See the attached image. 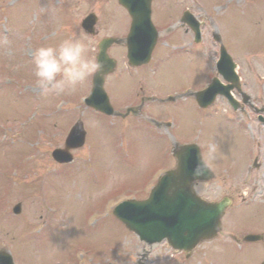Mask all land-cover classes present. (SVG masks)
I'll list each match as a JSON object with an SVG mask.
<instances>
[{
    "label": "rangeland",
    "instance_id": "obj_1",
    "mask_svg": "<svg viewBox=\"0 0 264 264\" xmlns=\"http://www.w3.org/2000/svg\"><path fill=\"white\" fill-rule=\"evenodd\" d=\"M254 1L242 0L239 5L234 3L225 15L226 12L218 13L217 10L223 11L221 7L226 0H201V3L207 4V16L201 20H205L209 35L216 29L223 34L222 37L226 39L224 40L225 46L231 54L236 56L234 58L239 63L246 93L253 99L256 98V102L262 105L264 104V0L256 4ZM55 2L65 4L62 7V13L64 18H71L69 21L58 18L60 12ZM115 2L116 0H0V249L9 251L16 264H137L138 261L144 264H189L181 256L171 257L173 254L170 251L167 252L162 246L148 248L117 221L111 220L112 218L105 217L98 225L94 223L96 220L91 219L87 222L84 219L85 210L91 206L90 203L88 205L89 195H93L94 189L98 191V195L97 199L92 200L93 204L98 203V198L107 197V201H114L116 204L128 196L141 198L147 194L144 190H130L120 191L113 195L112 191L116 192L117 188L125 186V183L130 188H135L145 181L155 168L163 164V147L148 133L132 130L122 135L120 124L116 123L114 126L111 123L110 126H114L112 131L106 122L97 123L98 130L93 133L92 124L87 125L89 133L86 144L84 148L73 153L76 163L66 169L77 170L86 162L87 170L76 173L74 177L68 175V179L64 171L57 173V176H52L55 172L53 170L57 167L52 160L47 159L50 151L63 147L66 138L63 134L57 136L54 140L55 144L49 141L52 133L66 131L64 127L62 128L65 123L53 127L54 119L49 112L50 106L56 105L59 102L57 100L63 98L56 95H43L38 88L33 59H30L28 55L29 50L32 53L35 50V47L32 49V46L26 42L29 36L28 29H33L35 26L39 28L45 23L46 29L56 28L47 29L46 33H57V30L69 27L72 34L77 36L81 20L89 12L87 10H97L103 14L100 18L101 30L104 35H110L116 33L115 31L118 30L116 26L121 27L127 23L126 15L115 7ZM42 4L48 7L43 5L40 11L39 7ZM60 4L58 7L62 6ZM68 4L70 10H68ZM252 5L253 12H251ZM236 7L246 15L236 11ZM228 14L229 18L226 19ZM156 18L159 21L157 16ZM124 21L125 23H122ZM174 22L176 23L177 20L170 21L167 18L165 22L159 23L157 28L161 33ZM78 38L86 44L90 42V39H83L81 33ZM163 44H166V39L161 37L160 51L162 52L156 56L149 69L157 85L162 80V75L166 77L167 91L159 94L160 97L174 94L176 92L172 91L174 89H181L182 82L190 80L188 74L191 75L193 72L196 77L199 73L201 86L211 77L212 56L214 55L212 49L215 47H212L213 43L210 38L204 40L201 46L203 59L196 61L197 66L188 65V62L181 56H173L172 50L165 48ZM163 51H166V57L168 55L170 57L166 58ZM207 53L211 54L210 57ZM156 73L157 77H155ZM86 81L78 85L75 90H69L71 92L65 94L66 97L78 94L71 99L73 104H77L83 95L81 91L84 87L87 89ZM111 97L113 101H117L113 94ZM187 105L188 103H185L180 106ZM166 112L165 120H172V113ZM211 117L204 118L200 114L197 118V127L201 135L198 144L202 148L204 159L214 168L210 166L211 169L216 171L217 178L212 184V190L204 189L200 194L209 197L210 200L219 201L228 196L227 190L231 186H235L236 193L243 191L251 196L253 191L257 192L258 194H254V196L257 195V199L253 206L260 207L262 200L258 198L262 190V178L257 183V178L254 177L246 190L243 186L240 187V176L246 160L243 159L241 168L236 170L235 165L239 164L237 162L239 156L235 157V149L228 153L231 143L230 140L225 139L228 132L211 123L210 119L214 118ZM215 117H221V114ZM85 118H87L86 122H90L89 115L86 114ZM23 120L26 121L24 128L23 125L19 127ZM70 120L71 118H66L55 121L67 122L68 126L70 124L73 126L75 120L72 122ZM37 123V127L40 128L39 133L33 129ZM102 126H105L110 137ZM128 126L129 124L125 126V130ZM175 131H170V133L175 135ZM23 132H27L28 135L32 134L29 138L25 134L21 135ZM122 136L124 146L116 142V138L121 139ZM24 143L27 145L25 146ZM210 143L216 146V152L215 158L209 161L207 146ZM22 146L25 148L20 150ZM32 146L41 149V153L36 155L35 161L25 168L22 163L26 162V159L33 153ZM27 147H29L28 153L22 155L21 153L25 152ZM126 155L129 159L131 155H136V157L132 158L133 162L130 160L128 164L121 159L123 157L127 159ZM227 156L235 157L237 161L231 159L230 162ZM49 164L51 165L50 171L45 168ZM174 165L173 158L168 159V168ZM225 169H228L232 177L228 178L227 174L223 173ZM262 169L264 170V167ZM225 177L228 179L227 183H224ZM64 180L67 183H64ZM87 183L92 186H89L90 190L85 189ZM97 187L100 188L97 189ZM236 193L233 194L237 195ZM235 202L238 204L241 201ZM18 203L22 204L23 216L19 219L20 223L16 224L17 220L14 219L12 208ZM45 204L52 210L57 208L58 212L49 215ZM234 208L236 205L225 221H241L245 218L242 213L247 211V207ZM41 214L44 220L39 219ZM12 219L15 220V224L11 222ZM28 219H30L28 226L23 227ZM55 222H61V224L55 225ZM42 229L47 230L46 233L41 236L36 235L37 231ZM207 252L209 253L207 247H201L196 255L195 264H255L248 255L231 249L218 258L211 255L204 256L203 254ZM147 253L148 258L144 260L143 257Z\"/></svg>",
    "mask_w": 264,
    "mask_h": 264
},
{
    "label": "flooded vegetation",
    "instance_id": "obj_2",
    "mask_svg": "<svg viewBox=\"0 0 264 264\" xmlns=\"http://www.w3.org/2000/svg\"><path fill=\"white\" fill-rule=\"evenodd\" d=\"M201 7V0H152V12L156 14L160 13L162 22H165L166 19H170V21L177 20V22L170 26V29H165L161 32V37L166 39V46L172 49L179 50V54L183 60L188 62V65L197 66L196 61L200 58V49L202 43L196 42V32L194 29L188 28V23L191 20H199ZM160 11V12H159ZM172 28V29H171ZM200 34L204 41L205 29L201 27ZM70 32V31H69ZM68 32V34H69ZM115 35L113 36H104L103 30H99L95 32L94 35L84 37L86 39H90V42H94L98 44V42L106 37H115V38H125L129 33V27H123L122 29H118L115 31ZM66 35V38L68 36ZM203 34V35H202ZM209 34L205 35V40H208ZM210 38L213 40L215 46L218 48V44L214 40V34H211ZM127 53V47L125 42L122 40L119 45L112 47L109 50V55L112 56L117 61V68L115 73L112 75L111 79L107 78L105 82L106 88H111L114 93H118L120 95H116L119 98V101H124L125 99L121 94L126 92L128 94V102L131 104L126 107L125 105L118 104L117 110L120 115L125 116L126 111L129 110V115L122 118H117V123L121 126H126L130 124L133 128H137L138 126L145 127H154L156 129L159 128L158 125H163L168 123V120H165L167 116V112L172 113V120L179 126V136L183 141V144L188 143H196V134H197V118L200 115V108L196 104L193 97L190 95L189 88H192L195 91H198V78L195 76L194 72L189 75L186 82H182L181 90L185 92L182 94L186 95V102H188L187 106L166 105V102L159 94L167 91V86H165L163 80L160 81L158 85H156V90L159 92V97H154L152 94L153 90V82L149 74L147 73L146 67L130 69L126 66L127 60L124 61ZM217 56V53L215 54ZM185 86V87H184ZM184 87V88H183ZM258 102V101H257ZM155 103V105H153ZM259 103V102H258ZM126 107V108H125ZM125 108V109H124ZM236 111H233L230 107L226 106V110L230 113L229 119L232 121L236 119L241 125L240 133L231 134V139L236 140V143L231 142L230 147H233L238 150H241V155L246 158H251L255 162L258 163L259 156H263L259 153H256V146L254 142L258 139H262L264 130H260L257 126H254L251 130V141L252 143L244 142L243 140L240 142L238 140L239 136H245V132L249 124H260L264 127L263 123L259 120V115L264 116V105L260 108L259 106H254L250 101L245 103L243 106H238ZM53 119H58L61 116H54ZM64 116H71V108L66 107V113ZM264 118V117H263ZM249 121V122H248ZM65 126L67 125V122ZM86 126L91 124L90 122H85ZM262 123V124H261ZM125 130L123 129V132ZM65 134V132H60L57 136H61ZM238 136V137H237ZM57 138V137H55ZM248 138H246V141ZM260 152V151H259ZM258 154V155H257ZM262 158V157H261ZM259 167L256 169L257 173L261 171V165L258 164ZM227 177H232L231 173L228 172ZM251 177V176H249ZM264 177V171H263ZM252 179V177L250 178ZM211 183V182H210ZM210 183H198L195 185V188L200 191L204 186L209 185ZM231 193H235L237 188L235 186H231L228 190ZM264 197V191H263ZM264 203V200L262 201ZM248 208L258 214V217H250V219L244 220L242 223L233 224L230 223L227 227H224V232L213 242L208 244L210 246L211 254H224L226 253L234 244H238V247L241 250L242 254L248 255L254 259H257L259 256L264 255V207L262 211L258 208L255 209L252 205H248ZM247 236H257L261 238L259 242L246 243L244 239ZM223 239V240H222Z\"/></svg>",
    "mask_w": 264,
    "mask_h": 264
},
{
    "label": "water",
    "instance_id": "obj_3",
    "mask_svg": "<svg viewBox=\"0 0 264 264\" xmlns=\"http://www.w3.org/2000/svg\"><path fill=\"white\" fill-rule=\"evenodd\" d=\"M141 1L143 0H120L133 18L134 29H153L150 12L148 8L143 12ZM83 26L86 24L84 23ZM150 51L151 47L147 49V52L145 51L146 57L149 56ZM102 59L103 56L101 61ZM216 94L217 88L216 85H213L202 94V98L211 100ZM103 99L105 101L102 81L98 78L95 81L93 94L87 103L99 108L102 106ZM99 109L103 111L102 107ZM77 136L78 134L73 132L68 143ZM191 164L192 167L195 166V169L199 167V169L205 170L198 155ZM191 169L190 162L186 165L180 162L177 171L170 172L162 179L148 201L122 204L116 209L115 214L129 230L135 232L142 241L149 245L167 239L176 250H191L200 241L214 236L228 205L227 201L219 204H205L186 191L187 184L198 178V175L189 172L192 171ZM178 174L181 175V179L185 178L187 181L182 184L177 183L179 186L182 185L179 191L166 192V186L171 187L176 184L173 182H177ZM0 264H12V261L10 257L0 254Z\"/></svg>",
    "mask_w": 264,
    "mask_h": 264
},
{
    "label": "clouds",
    "instance_id": "obj_4",
    "mask_svg": "<svg viewBox=\"0 0 264 264\" xmlns=\"http://www.w3.org/2000/svg\"><path fill=\"white\" fill-rule=\"evenodd\" d=\"M36 84L43 95H62L94 74L103 65L89 55L88 45L79 38H67L56 46H41L33 52ZM216 146H207L208 160L215 158Z\"/></svg>",
    "mask_w": 264,
    "mask_h": 264
}]
</instances>
